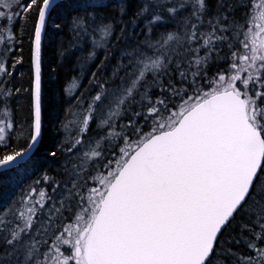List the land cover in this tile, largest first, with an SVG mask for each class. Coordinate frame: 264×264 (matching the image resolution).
<instances>
[{"label": "snow or ice", "instance_id": "6c2138e0", "mask_svg": "<svg viewBox=\"0 0 264 264\" xmlns=\"http://www.w3.org/2000/svg\"><path fill=\"white\" fill-rule=\"evenodd\" d=\"M64 2L0 0V56L16 51L14 23L32 25L26 124L18 125L7 106L21 89L8 87L13 73L0 62V176L24 168L39 151L42 37ZM109 6L122 21L125 0L100 6L89 0L72 16L73 34L107 49L116 21L99 13ZM5 8L15 11L9 15ZM218 9L210 16L208 0H143L130 21L138 26L143 20L142 39L121 50L112 87L96 80L98 91L66 148L73 155L83 149L81 163L49 224L56 213L72 215L67 222L58 218L60 227L44 238L48 229H37L38 213L51 197L32 189L21 207L0 215V254L6 257L0 264H264V0H218ZM169 24L177 30L159 31ZM220 60L224 64L209 76ZM129 112L120 128L131 132L115 131ZM97 113L103 134L93 143L85 137ZM110 138L119 143L101 165L106 171L92 175L89 167L99 164Z\"/></svg>", "mask_w": 264, "mask_h": 264}, {"label": "trees", "instance_id": "16d2710c", "mask_svg": "<svg viewBox=\"0 0 264 264\" xmlns=\"http://www.w3.org/2000/svg\"><path fill=\"white\" fill-rule=\"evenodd\" d=\"M89 0H65L64 7L61 8L57 15L53 16L48 24V28L43 35L42 41V66H41V84H42V118L44 126V136L39 147V151L33 156L30 164L19 170H14L8 175L0 176V215H2L9 207L16 205L22 201L30 189L36 185L42 186L46 193L49 192L47 203H57L60 198L58 192L67 184V180L76 174L81 161L66 151L68 136L65 131L69 117L76 106H88L91 97L96 94L98 88L95 87L96 80H108V87H112L113 71L120 62L122 49L131 43L142 39L141 29L144 26L143 20L137 21L138 26H133L130 21L134 17L136 10L140 7L143 0H125L127 13L124 19L115 17V9L111 6L101 8L100 15L105 18H114L116 21V32L112 37L107 49L103 47H93L91 36L78 37L71 30L72 16L83 10ZM97 6L101 3L112 5L116 0H94ZM210 8V16L214 15L218 9V0H208ZM227 3H234L235 0H226ZM5 10V9H4ZM15 11L8 9V14L12 15ZM187 14V12H185ZM235 16L240 23H244V12L238 10ZM2 23V22H1ZM59 23L60 27H55ZM125 26V33L120 32L121 26ZM178 25L169 24L159 29L160 32L176 31ZM12 30L16 40L13 47L16 49L14 53H5L0 56V62H7L9 71L13 73L10 78L8 87L19 88V93H14L8 98V108L13 113L17 124H26L29 120L30 103H31V22L25 24L20 19L12 25ZM183 32V29H180ZM119 38V39H117ZM95 51V57H90L89 52ZM228 49L225 47L223 52ZM4 52V46L0 45V53ZM107 55V60L105 59ZM22 62L15 64L16 58H21ZM103 62V64H102ZM15 64V68L11 67ZM224 64L223 60L215 62L208 70L209 76H214L219 65ZM96 73V78H93ZM167 79V78H165ZM76 81V89L71 91V82ZM179 87V79L173 81ZM207 85H205L206 87ZM158 93L154 90L152 95ZM139 110V109H138ZM131 112L122 116L116 121L117 127L115 131L130 133L131 129L120 128L121 124L127 125ZM93 123L89 127V134L100 137L103 133L101 129L93 128ZM143 123V121H141ZM119 141L109 139L104 141V156L100 160L96 168L89 167L92 175L101 171V165L106 163L107 159L112 158V151ZM15 145V141H13ZM23 148L24 142L18 145ZM12 148L7 150L11 154ZM57 152L56 157H52L50 153ZM45 176L49 178L48 183H44ZM88 176V172H84V177ZM83 181V180H82ZM90 181V180H89ZM60 185L54 192L53 187ZM38 187V186H37ZM51 190V192H50ZM67 214H64L65 216ZM67 218L63 220L67 222ZM62 219V218H61ZM227 236V234H225ZM0 259H6L0 254Z\"/></svg>", "mask_w": 264, "mask_h": 264}, {"label": "rangeland", "instance_id": "374dc122", "mask_svg": "<svg viewBox=\"0 0 264 264\" xmlns=\"http://www.w3.org/2000/svg\"><path fill=\"white\" fill-rule=\"evenodd\" d=\"M5 11L8 13V8H5ZM1 23V22H0ZM76 85H77V83H76V81H72L71 82V91L72 92H74L75 91V89H76ZM87 108V106H76V108L75 109H73V111H72V113H71V115H70V117H69V120H68V122H67V124H66V127H65V131H66V134H67V136H68V140H67V146H69L71 143H72V141H73V138L75 137V136H77L78 135V125H79V122H80V119L82 118V115H83V113H84V110ZM100 120V114L99 113H97V115H96V120H94L93 122V128H95V129H99L98 127H97V123H98V121ZM92 123V122H91ZM91 125V124H90ZM99 137H97L96 135H94V134H89V131H88V134H87V136L85 137V140L86 141H92L93 143L95 142V140L96 139H98ZM82 150L83 149H81V151H78L77 152V154H76V157H78V159L81 161V155H82ZM80 165V164H79ZM88 166V164L87 163H85L84 164V167H87ZM77 169V168H76ZM101 171H106V168H104V169H102ZM97 174V173H96ZM96 174H94V175H96ZM82 176H84V173H82ZM71 179H69V180H67V184L69 183V181H70ZM78 183L79 184H83V181H82V179L81 180H78ZM91 180L89 181V184H88V186H91ZM38 186V187H37ZM32 189H36V191H37V193L39 192V191H41V190H43L44 188H42V186L41 187H39V185H36V187L35 186H33L31 189H30V191L32 190ZM53 189H55V191L58 189V187H56L55 185H54V187H53ZM43 191H45V190H43ZM54 191V192H55ZM65 191H66V189H65V187H63L62 188V190L61 191H59L58 193V196L60 197L58 200H57V203H47V201H46V207H45V209H43V210H41V212L40 213H38V222H37V225H36V227H37V229H43V228H47L48 229V231H47V233H46V235L44 236V238H48V237H51L52 235H53V233L54 232H56L57 231V229L60 227V224H58L57 223V219L59 218L60 220H65L67 217L66 216H68V217H70L72 214L71 213H69V212H64V214H67V215H65V216H60V214L59 213H56V214H54V215H51V224H49V215H50V213L52 212V210L54 209V207H57V206H59V204H58V201L59 200H64L65 199V196H64V193H65ZM50 192H51V190H50ZM53 192V191H52ZM51 192V193H52ZM56 193V192H55ZM46 195L48 196L49 195V192L48 193H46ZM36 199H39V196L37 195L36 197H35ZM21 202L22 201H20V202H18L16 205H14V206H12V207H9L4 213H11L13 210H15L16 208H18V207H21L22 206V204H21ZM79 209H76V211H78ZM62 218V219H61ZM33 235H36V233L34 232L33 233Z\"/></svg>", "mask_w": 264, "mask_h": 264}, {"label": "water", "instance_id": "95a60500", "mask_svg": "<svg viewBox=\"0 0 264 264\" xmlns=\"http://www.w3.org/2000/svg\"><path fill=\"white\" fill-rule=\"evenodd\" d=\"M58 2H59V0H58ZM42 41H43V37H42Z\"/></svg>", "mask_w": 264, "mask_h": 264}]
</instances>
